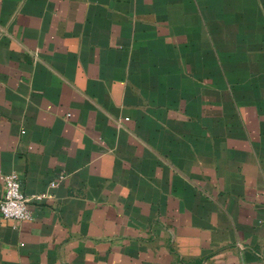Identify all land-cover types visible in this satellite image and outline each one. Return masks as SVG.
Returning <instances> with one entry per match:
<instances>
[{"label":"crops","instance_id":"0c3cea01","mask_svg":"<svg viewBox=\"0 0 264 264\" xmlns=\"http://www.w3.org/2000/svg\"><path fill=\"white\" fill-rule=\"evenodd\" d=\"M12 172L0 264H264V0H0Z\"/></svg>","mask_w":264,"mask_h":264},{"label":"built area","instance_id":"2783aa9c","mask_svg":"<svg viewBox=\"0 0 264 264\" xmlns=\"http://www.w3.org/2000/svg\"><path fill=\"white\" fill-rule=\"evenodd\" d=\"M4 190L0 195V212L5 218L17 220H32L33 212L29 208V202L32 198H41L40 195L29 197L25 194L22 187L20 176L16 172L5 173L2 175ZM63 178L60 175L58 179L52 181L51 185L56 186Z\"/></svg>","mask_w":264,"mask_h":264}]
</instances>
